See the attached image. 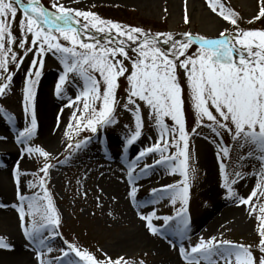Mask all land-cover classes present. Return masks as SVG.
I'll list each match as a JSON object with an SVG mask.
<instances>
[{
  "label": "rangeland",
  "instance_id": "1",
  "mask_svg": "<svg viewBox=\"0 0 264 264\" xmlns=\"http://www.w3.org/2000/svg\"><path fill=\"white\" fill-rule=\"evenodd\" d=\"M261 1L264 0H214L215 12L209 7L212 0H58V3L67 8L92 13L98 8L114 10L119 16L115 20L105 18L102 14L103 17L98 16L123 27L141 28L153 35L171 33L174 37L183 39L184 33H191L193 37L215 39L221 31L226 34L264 31L261 27L252 29L249 26L256 18L257 4ZM54 2L57 0H39L50 11H55L51 8ZM221 5L225 15H230L232 19L236 17L232 10L238 13L242 21L240 31L235 24L219 14ZM22 18L17 17V37L12 45L13 51L18 54V60L20 56H24V50L18 46ZM53 31L63 46L71 47L59 33ZM30 39L29 36V44ZM83 39L85 42H93L87 37ZM197 51L198 45L193 44L187 55L194 56ZM32 59L33 54L29 52L19 70L15 64H9L13 79L10 87L0 95V130L7 135L6 140L0 142V174L4 175L0 176V241L7 245L0 247V261L25 256L27 261L22 264H40V259L58 264V258L63 259L64 264H84L68 247L72 245L79 251L90 254L94 260H99L98 253L106 259L123 257L135 264H140L141 261L144 264H187L181 254V247L190 252L191 246H195L201 238L207 241L212 237L217 242L250 245L257 261L264 255L259 251L260 235L257 234L260 224L257 217L261 215L259 208L264 206V197L259 196L258 192L249 205H244L229 196L224 187L225 183L236 179L237 182L231 184V187L239 197L247 198L258 183L257 176L253 173L259 172L260 162L248 157L249 149L237 147L228 133L222 132L221 136H216L206 126L210 123L206 119L198 124L184 69L178 67L176 75L183 90V114L187 133L189 191L186 203L179 198L175 202L171 199L174 190L184 187L185 177L180 170L184 157L177 156L175 160L156 164L161 156L149 153L132 170L138 154L152 147L160 139V134L154 119L149 117L150 110L143 101L137 100L142 118L141 136L132 144L127 142L135 131L137 116L134 105L125 108L129 88L126 76L132 69L128 60L125 65L129 71L119 78L116 90L115 121L97 126V131L93 133L83 125L79 129L75 128L73 113L77 118L81 116L83 100L72 107L67 106L82 91L83 81L74 73H69V82L57 93L59 78L64 74L60 54L54 55L51 51L44 54V66L34 87L33 99L25 101V77ZM6 75L7 73L0 71V77ZM93 75L100 79L99 73ZM0 82L6 81L0 78ZM40 95L45 96L43 104L38 102ZM95 106L99 109L100 102ZM211 110L215 114V109ZM33 114L36 128L26 143H19L18 134L31 128ZM41 115L46 117L50 129L55 127L51 136L41 128ZM87 115L85 114V122ZM164 122L169 127L173 126L170 118L165 117ZM168 139L171 140V137ZM78 143L81 144L79 149L76 148ZM179 143L183 149V141ZM69 145L72 147H68ZM28 147L40 148L49 153L47 158L42 157L41 167L37 168L35 165L36 158L40 155L35 152L30 155ZM223 147L228 148L227 157L221 150ZM176 152L177 148L169 147L165 156ZM241 156L245 157L243 161L240 160ZM46 163L50 167L44 177L41 169ZM145 165L153 167L145 172L142 171ZM234 171H242L245 175L242 179L236 178L230 175ZM41 177L45 179V188L60 221L58 226L48 225L43 233L47 237L49 231L55 228L56 236L50 240V252L33 245L25 235L34 221L37 226L41 222L47 225V221L42 220L43 207L47 203L43 199L44 189L29 186L30 181L38 185ZM20 196L29 199L38 196L41 204L40 212L28 215L25 201L22 206L25 212L23 223L20 219ZM253 205L255 211H251ZM182 209L186 211L182 213ZM5 211L10 217V223H5L1 218ZM153 213L155 216L152 224L157 228V234H152L147 227L148 221L141 219V216L148 217ZM128 215L132 222L127 221ZM181 215L188 224L187 231L183 233L176 230L178 226H183ZM165 217L172 219L166 224ZM140 227L147 229L146 239L134 237L137 241H130L133 240L131 235L136 232L134 230ZM41 251L43 255L38 259ZM65 252L68 253L67 256L64 255ZM219 264L224 262L220 261Z\"/></svg>",
  "mask_w": 264,
  "mask_h": 264
},
{
  "label": "snow or ice",
  "instance_id": "2",
  "mask_svg": "<svg viewBox=\"0 0 264 264\" xmlns=\"http://www.w3.org/2000/svg\"><path fill=\"white\" fill-rule=\"evenodd\" d=\"M22 4L23 0H0V71L7 73L6 77H0L6 81L0 82V95L10 87L13 79L9 64H15L19 70L24 57L31 52L33 59L25 77L24 89L25 101L30 102L44 66V54L49 51L54 55L60 54L64 74L59 78L57 93H60L62 86L69 82V73H74L83 81L82 91L74 100H70L67 106L72 107L76 102L83 100L81 116L77 118L75 112L73 113L76 128L79 129L83 125L84 128L95 133L97 126H105L115 121L116 90L119 87V78L129 71L124 64V61L128 60L132 69L126 76L129 88L125 108L134 105L137 116L135 131L127 142L132 144L141 136L142 118L139 115L140 107L136 104L137 100L143 101L150 110L149 117L154 119L160 134V139L152 147L138 154L132 164V170L138 166L140 159L149 153H158L161 156V160H157L156 164H161L165 160H175L177 156L184 157L180 165L181 174L185 177L184 187L174 190L171 199L175 202L179 198L186 203L189 191L187 133L183 114V90L176 75L177 68H182L187 76L198 124L206 119L210 122L206 126L211 128L216 136H221L222 132L228 133L237 147L249 149L248 157L260 162L259 172L253 173L257 176L258 183L248 197H239L231 187V184L237 182L236 179L224 185L229 196L244 205H249L253 197H257L258 192L259 196L264 197V31H244L235 34L221 31L219 37L215 39L193 37L191 33H184L183 39H177L171 33L153 35L141 28L123 27L119 23L105 21L95 13L67 8L58 3V0L51 5L55 11L43 7L39 0H28L27 4H23V18L20 20L21 37L18 45L24 50V56H20L18 60V54L12 48L16 37L12 34L10 25L15 23L18 11L16 5ZM209 7L212 11H216L214 0L209 3ZM220 8L219 14L235 24V19L225 15L222 5ZM260 16H264V9L261 10ZM187 22L188 18L185 15V23ZM53 30L71 44V47L63 46ZM90 30L103 36L98 37ZM83 37L93 42H85ZM193 44L198 45V51L194 56H189L187 52ZM129 49L136 53L135 58L129 56ZM94 73H99V80L95 78ZM101 82L103 92H101ZM98 101L99 109L95 106ZM211 109H215V114ZM85 114H88L86 122ZM165 117L173 121V126L169 127L164 122ZM71 126L70 123L69 127ZM35 128L36 119L33 114L31 128H26L18 134L20 138L18 142L26 143ZM169 137L171 140L168 139ZM180 141H183V149L180 148ZM220 143L223 144L222 139ZM80 147L81 144L78 143L76 148ZM169 147L177 148V152L165 156ZM221 150L227 157L228 148L223 147ZM27 151L30 155L35 152L45 158L49 155L40 148L28 147ZM244 159V156L240 157L241 161ZM49 167L50 165L46 163L41 169L44 177L47 176ZM152 167L153 165H145L142 171L146 172ZM221 169L224 170L223 164ZM175 170L174 168L173 171ZM230 175L242 179L245 174L242 171H234ZM44 177L39 179L38 185L30 181L29 186H39L44 189L43 199L47 203L43 207L42 220H46L47 225L41 222L37 226L34 221L31 229L25 231V235L33 245L50 252L52 250L50 240L56 236L55 228L49 231L47 237L43 233L48 225L58 226L60 221L45 188ZM19 198L22 223L25 218L22 207L25 201L29 210L28 215L41 211L38 196L30 199L23 196ZM185 211L186 209L181 210L182 213ZM251 211H255V205L252 206ZM259 211L261 215L257 217L260 221L258 247L264 254V206H261ZM153 216L155 213L148 217L141 216V219L148 221L147 227L152 234H157L158 230L152 224ZM171 219V217L164 218L166 224ZM181 220L183 226H178L176 230L183 233L187 231L188 224L183 215ZM0 247L7 245L0 241ZM68 247L84 264H100L87 252H81L72 245ZM250 249V245H234L229 241L217 242L216 238L212 237L207 241L201 238L195 246H191L190 252L181 247V254L187 264H201V261H204V264H219L220 261L224 264H233V258L234 264H264V255H261L257 261ZM42 255L43 252H39L38 259ZM64 255L67 256L68 253L65 252ZM40 264H51V262L40 259ZM58 264H64L63 259L58 258ZM107 264H129V262L121 257ZM140 264L144 262L141 261Z\"/></svg>",
  "mask_w": 264,
  "mask_h": 264
},
{
  "label": "trees",
  "instance_id": "3",
  "mask_svg": "<svg viewBox=\"0 0 264 264\" xmlns=\"http://www.w3.org/2000/svg\"><path fill=\"white\" fill-rule=\"evenodd\" d=\"M27 1L28 0H23L24 3L27 2ZM227 8L230 9L229 6H227ZM262 9H264V1H261V2H259L257 4V14H256V18L249 24V26L252 29H257V27H261L264 30V16H260V12H261ZM230 10H232V9H230ZM232 11H233L234 15L236 16L235 17V21H236L235 25H236L238 31H240V29L242 27V25H241L242 21H241L239 15H238V13L236 11H234V10H232ZM95 14L96 15H98V14L101 15L102 14L105 18H108V19H111V20H115V19H117L119 17V16H117L116 11L111 10V9L103 10V8H98L97 10H95ZM18 16L23 17V13L21 11H19V10L17 11V16L15 18V23H12L10 25L12 34L15 37H17L16 36V33H15V30H16V24H17V17ZM161 26H163V25H161ZM128 54H129V56H132L133 58H135V56H136V53H134L132 51H128ZM182 58H184V57H182ZM117 59H123V58L122 57H117ZM126 61L127 60L124 61V64L126 63ZM75 128H76V122H75ZM71 140H72V138H71ZM41 163H42V157L41 156L40 157L37 156L36 163H35L36 167L37 168L41 167ZM32 173L33 172H31V174ZM258 235H259V231H258ZM97 256H98L97 259H99V260H95V261L100 262V264H107V262H109V261H116V260H118L117 258L106 259V258L100 256L98 253H97ZM125 260H127V259H125ZM127 261L129 262V264H135V262H131L129 260H127Z\"/></svg>",
  "mask_w": 264,
  "mask_h": 264
},
{
  "label": "bare ground",
  "instance_id": "4",
  "mask_svg": "<svg viewBox=\"0 0 264 264\" xmlns=\"http://www.w3.org/2000/svg\"><path fill=\"white\" fill-rule=\"evenodd\" d=\"M39 98H40L39 99L40 101L38 100V102L43 104L44 103L43 100L45 99V96L44 95H40ZM40 120H41V128H42V130L46 131L48 133V135L51 136L54 133L55 127L52 126L51 129H50V126H49V124L47 122V119H46V117L44 115L40 116ZM6 137H7V135L6 134H2V132L0 130V142L5 141ZM0 176H4V175L0 174ZM2 214H3V216L1 217L2 220L5 223H10V217L6 215L7 212L5 211ZM127 219H128L127 220L128 222H132V219H131V217L129 215H128ZM134 231H136V232H134V235H131L132 236L131 239H133V240H130V241H137L136 240L137 238L138 239H146V237L148 236L147 229L144 228V227H140L139 229L137 228ZM134 237H137V238L135 239ZM25 261H27L25 259V256H23V257L21 256L20 258L17 257L16 259H12L10 261H3V262L0 261V264H3V263L4 264H22V262H25Z\"/></svg>",
  "mask_w": 264,
  "mask_h": 264
},
{
  "label": "water",
  "instance_id": "5",
  "mask_svg": "<svg viewBox=\"0 0 264 264\" xmlns=\"http://www.w3.org/2000/svg\"><path fill=\"white\" fill-rule=\"evenodd\" d=\"M19 7H20V9H23V6L22 5H18ZM93 33V32H92ZM93 34H95L96 36H98V37H102L103 35H99V34H97V33H93ZM178 39V38H177Z\"/></svg>",
  "mask_w": 264,
  "mask_h": 264
}]
</instances>
